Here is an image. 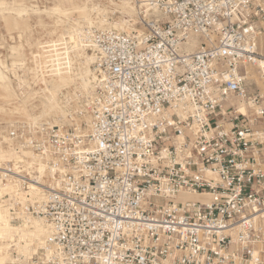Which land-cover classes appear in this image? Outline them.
Here are the masks:
<instances>
[{"label":"built area","instance_id":"obj_1","mask_svg":"<svg viewBox=\"0 0 264 264\" xmlns=\"http://www.w3.org/2000/svg\"><path fill=\"white\" fill-rule=\"evenodd\" d=\"M137 4L139 30L83 32L94 86L63 126L9 129L28 170L0 163V207L47 233L4 264H264V97L240 70L264 0Z\"/></svg>","mask_w":264,"mask_h":264},{"label":"rangeland","instance_id":"obj_2","mask_svg":"<svg viewBox=\"0 0 264 264\" xmlns=\"http://www.w3.org/2000/svg\"><path fill=\"white\" fill-rule=\"evenodd\" d=\"M141 1L0 0V69L5 81L0 82V163L21 161L27 172L29 154L13 150L20 141L8 139L9 129L16 126L36 132L63 126L67 112L76 108L81 96L94 86L92 59L82 43L83 32L89 27L107 29L111 24L126 34L139 30L136 15ZM256 28V53L264 58V18ZM72 36L78 38L76 44L69 41ZM183 49L178 53L183 54ZM240 70L252 95L260 92L264 97V65L246 63ZM32 167L33 177L36 171L43 174L42 166ZM5 193L0 192V198ZM8 222L6 211L0 207V224L7 226L6 234L0 237L2 264L10 253L28 255L32 248H22L24 238L17 233L26 236L23 225ZM34 235L33 250L39 246L38 239L45 237Z\"/></svg>","mask_w":264,"mask_h":264},{"label":"bare ground","instance_id":"obj_3","mask_svg":"<svg viewBox=\"0 0 264 264\" xmlns=\"http://www.w3.org/2000/svg\"><path fill=\"white\" fill-rule=\"evenodd\" d=\"M134 1V0H133ZM20 5V4H19ZM130 10H132V8H130ZM55 11H58V10H55ZM129 17V15H128ZM110 25V24H109ZM112 25V24H111ZM109 26L107 29L109 30H114L116 31V28L115 25L113 26ZM117 26V25H116ZM105 29V28H104ZM120 29V28H119ZM131 30V29H130ZM77 36V35H76ZM78 38L75 37V36H72V37H69V41L71 42V44H76V40ZM251 63H254L255 65H264V58L260 57L257 53H256V57H254V60L251 61ZM90 73V72H89ZM3 74V72L1 71L0 69V82H5L3 77H1ZM88 74H86L87 76ZM264 76V74H262ZM85 77V76H84ZM89 81V80H88ZM239 110L241 113H246V108L244 107L243 104H240L238 106ZM51 126V125H50ZM0 192L4 193L5 190L4 189H0ZM4 214V212H3ZM27 221H25L21 226V230L22 232H25L26 233V236L25 237H22L21 234L17 233V235L20 237V238H24L21 242H23V247H27L28 248V245H31V252L33 251V244H32V240L35 238V233L37 234V236H39V234H44V236L46 235L47 231L45 229V227L38 221V220H29V219H26ZM3 221V220H2ZM6 229H7V226L3 223V224H0V237L2 238V236H4L6 234ZM20 231V229H18ZM16 235V234H15ZM13 239V238H12ZM31 240V241H30ZM31 244H28L30 243ZM42 239H38L37 243L38 245H40L42 243ZM20 242V243H21ZM22 245L20 244L19 247H21ZM18 247V249H19ZM6 249V248H5ZM24 250V249H23ZM28 251V250H27ZM30 252V253H31ZM29 253V254H30ZM13 254V253H12ZM28 254V255H29ZM3 258V257H2ZM1 263V262H0ZM2 264V263H1Z\"/></svg>","mask_w":264,"mask_h":264}]
</instances>
